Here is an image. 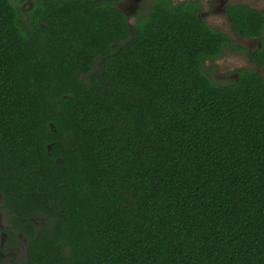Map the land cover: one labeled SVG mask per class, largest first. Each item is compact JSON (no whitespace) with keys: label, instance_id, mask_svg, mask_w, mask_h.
I'll use <instances>...</instances> for the list:
<instances>
[{"label":"trees","instance_id":"16d2710c","mask_svg":"<svg viewBox=\"0 0 264 264\" xmlns=\"http://www.w3.org/2000/svg\"><path fill=\"white\" fill-rule=\"evenodd\" d=\"M0 0V195L29 264H264V78L197 0ZM257 37L264 10L229 4ZM30 218H42L35 228Z\"/></svg>","mask_w":264,"mask_h":264},{"label":"flooded vegetation","instance_id":"af4514ba","mask_svg":"<svg viewBox=\"0 0 264 264\" xmlns=\"http://www.w3.org/2000/svg\"><path fill=\"white\" fill-rule=\"evenodd\" d=\"M14 1L16 2V4L19 5L21 11L30 10L35 5H41L40 3L42 4L46 3L43 2L42 0H14ZM150 1L151 0H115L112 1V4L124 13L127 24L129 26V30H132L139 17L138 15L147 12ZM216 1H219V5L214 6V3ZM179 2L181 1L178 2L172 1L173 4H177ZM239 3L240 2H238L237 0H210L209 1L210 5L208 9L212 8L211 10L212 12L220 13L225 17L224 18L225 25H230V29H231V35L228 36L231 37L233 43H238L237 42L238 40L252 41L243 47H245L248 52L252 50L251 49L252 47H254L253 48L254 51L260 46V40L257 37H244L237 35L233 27L231 26L230 18L226 12V8L229 4L235 5ZM257 10H264V9H257ZM198 12L200 17L204 18L203 15L200 14V3H199ZM262 35L264 36V30L262 32ZM255 42L257 43L255 44ZM251 63L256 67L255 69L259 70V72L262 71L261 69H264L263 66L259 67L258 63L256 62L251 61ZM3 202H5V200L0 195V264H29L27 260L29 256V247L33 241V237L31 233H27V231H21L16 228L17 227L16 220H14V218L10 219L6 215L4 208L2 207ZM30 221L33 223L35 228H38L40 222H42V218H30Z\"/></svg>","mask_w":264,"mask_h":264},{"label":"rangeland","instance_id":"374dc122","mask_svg":"<svg viewBox=\"0 0 264 264\" xmlns=\"http://www.w3.org/2000/svg\"><path fill=\"white\" fill-rule=\"evenodd\" d=\"M173 2H178L182 0H172ZM200 3V14L205 18L206 23L215 29H219L225 32L227 35H231L230 25H225V17L220 13L212 12V8L208 9L210 0H198ZM240 3L248 4L257 9H264V0H237ZM16 4V2L14 1ZM219 5V1L214 3V6ZM213 6V7H214ZM238 43H233L234 45L240 44L246 46L249 42L245 40H238ZM257 42H255L256 44ZM252 47L249 51H253ZM247 50H237L230 47L224 48L222 54L213 60H204L202 62L203 71L210 77V79L217 84H226L231 81L233 77L236 76L237 71L240 69L257 70L256 67L252 65L249 59V53ZM260 74L264 77V69Z\"/></svg>","mask_w":264,"mask_h":264}]
</instances>
